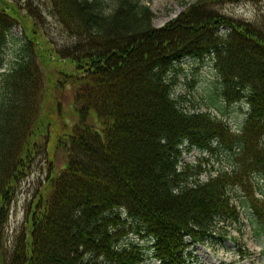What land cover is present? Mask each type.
<instances>
[{
  "label": "trees",
  "instance_id": "trees-1",
  "mask_svg": "<svg viewBox=\"0 0 264 264\" xmlns=\"http://www.w3.org/2000/svg\"><path fill=\"white\" fill-rule=\"evenodd\" d=\"M35 1L0 0V70L14 27L22 25L28 38L1 74L0 240L14 185L35 153L46 154L38 140L47 56L34 36L41 16ZM238 1L196 0L155 28L143 0H49L78 40L67 58L78 75L81 121L66 169L51 173L37 194L30 237L24 231L11 249L0 242V264H196L198 245H221L240 222L239 204L264 232V14L250 23L217 8ZM187 58L212 60L225 102L249 106L238 133L208 112L183 108L176 88ZM92 110L101 131L87 123ZM185 143L233 153L235 166L190 182L180 168Z\"/></svg>",
  "mask_w": 264,
  "mask_h": 264
},
{
  "label": "rangeland",
  "instance_id": "rangeland-1",
  "mask_svg": "<svg viewBox=\"0 0 264 264\" xmlns=\"http://www.w3.org/2000/svg\"><path fill=\"white\" fill-rule=\"evenodd\" d=\"M143 2L155 15L154 27L161 28L196 0H143ZM35 5L34 13L36 15L39 11L41 13L36 23L37 33L34 35L36 45L40 43L38 38L44 41L40 46L42 50L40 56H47L45 59L47 69L41 66L45 82L39 115L44 137L38 140V143L40 141L42 145L46 144V154L35 153L34 158L32 156L27 162L26 172L14 185L0 240L6 249L13 248L24 231L27 230V236L30 237L29 213L35 211V206L39 202L37 194L42 192L51 173L55 177L66 169L69 141L81 121L76 105L78 85H75L73 80L78 75L74 63L67 58L74 57L73 45L78 40L69 35L65 27L58 22L49 0H36ZM217 8L226 18L254 23L258 19V14H264V0L226 2L218 5ZM224 31L222 29V32ZM27 42L25 29L20 24L16 25L10 33L5 65L0 70V94L1 74L13 68ZM34 46L35 43L29 44L30 49ZM47 73L54 76L53 80L56 81L53 84L47 81L49 79ZM178 80L176 96H182L184 109L190 113L208 112L227 122L234 132L238 133L241 130L249 106L246 103H234L229 106L225 102L221 96V83L212 60L185 59ZM87 123L98 131L102 129L94 110L89 113ZM232 154L227 151L214 153H202L196 149L190 151L185 145L180 168L189 174L190 182L198 177L206 181L210 175L215 176L218 172L233 169L235 161ZM259 185L263 187L264 184L260 181ZM240 195L237 194L238 197ZM239 206L241 220L227 228L226 241L221 245L212 243L198 245L194 250L196 264H264V232L259 230L251 210L245 205L239 204ZM221 230L218 228V232ZM149 255H152V251L148 252ZM145 264H159V262L148 258Z\"/></svg>",
  "mask_w": 264,
  "mask_h": 264
}]
</instances>
